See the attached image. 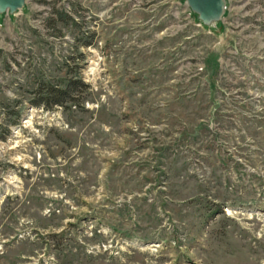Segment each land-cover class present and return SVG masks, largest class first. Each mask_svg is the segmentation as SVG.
<instances>
[{"label":"rangeland","instance_id":"1","mask_svg":"<svg viewBox=\"0 0 264 264\" xmlns=\"http://www.w3.org/2000/svg\"><path fill=\"white\" fill-rule=\"evenodd\" d=\"M226 3L0 14V264H264V0ZM71 78L76 102L31 104Z\"/></svg>","mask_w":264,"mask_h":264},{"label":"trees","instance_id":"2","mask_svg":"<svg viewBox=\"0 0 264 264\" xmlns=\"http://www.w3.org/2000/svg\"><path fill=\"white\" fill-rule=\"evenodd\" d=\"M57 19H52L51 24L61 22L63 25L77 26L74 17L65 11H54ZM88 88V85L80 78H71L62 81L59 84L50 81H41L36 86V97L32 101L34 107H42L43 109L52 110L56 107H65L68 103L76 102L78 98L76 93L78 90ZM15 124H19L20 118L17 117Z\"/></svg>","mask_w":264,"mask_h":264},{"label":"water","instance_id":"3","mask_svg":"<svg viewBox=\"0 0 264 264\" xmlns=\"http://www.w3.org/2000/svg\"><path fill=\"white\" fill-rule=\"evenodd\" d=\"M27 0H0V14H15L26 6ZM188 7L204 26L219 23L226 13V0H186Z\"/></svg>","mask_w":264,"mask_h":264}]
</instances>
